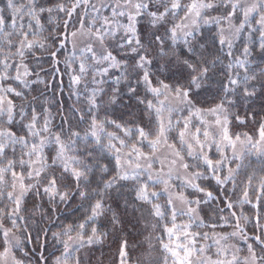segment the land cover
<instances>
[{
    "label": "snow or ice",
    "instance_id": "6c2138e0",
    "mask_svg": "<svg viewBox=\"0 0 264 264\" xmlns=\"http://www.w3.org/2000/svg\"><path fill=\"white\" fill-rule=\"evenodd\" d=\"M0 264H264V0H0Z\"/></svg>",
    "mask_w": 264,
    "mask_h": 264
},
{
    "label": "trees",
    "instance_id": "16d2710c",
    "mask_svg": "<svg viewBox=\"0 0 264 264\" xmlns=\"http://www.w3.org/2000/svg\"><path fill=\"white\" fill-rule=\"evenodd\" d=\"M63 80H64V95H63L62 98L65 100L66 105H67L68 103H71V101L68 99V84H69L68 77L65 75V76L63 77ZM218 229H219V228H218ZM223 230H230V229H223ZM103 251H104L105 253H107V252L109 251V249H108L107 247H105V248L103 249ZM97 255H99V250L97 251Z\"/></svg>",
    "mask_w": 264,
    "mask_h": 264
},
{
    "label": "rangeland",
    "instance_id": "374dc122",
    "mask_svg": "<svg viewBox=\"0 0 264 264\" xmlns=\"http://www.w3.org/2000/svg\"><path fill=\"white\" fill-rule=\"evenodd\" d=\"M217 231H221V229H217Z\"/></svg>",
    "mask_w": 264,
    "mask_h": 264
}]
</instances>
